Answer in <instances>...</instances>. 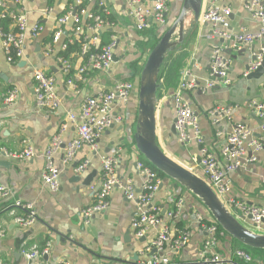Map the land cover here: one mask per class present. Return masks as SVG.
Listing matches in <instances>:
<instances>
[{"label": "crops", "instance_id": "obj_1", "mask_svg": "<svg viewBox=\"0 0 264 264\" xmlns=\"http://www.w3.org/2000/svg\"><path fill=\"white\" fill-rule=\"evenodd\" d=\"M12 8L11 0H5ZM99 0H89L86 10L92 12ZM108 11L112 26H102L97 30L84 28L82 34L88 37L98 35L97 47L107 43L113 36L116 45L113 48V60L107 70L87 69L80 79L67 83L69 76L64 73L57 61L63 52L59 43L52 41L56 27L55 18L63 14L70 4L66 0H21L17 8L25 14L27 25H40L35 37L26 35L24 56L15 62H8L1 45L0 37V184L8 190V195L0 197V264H34L26 260L22 250L35 246L40 249L49 244L46 264H146L151 257L161 255L154 249L150 256L151 241L157 229L147 228L145 233L136 237L131 227L132 219L137 215V196L141 194L144 177L138 172L135 161H143L133 141L137 117L139 75L148 54L147 36L134 28L128 15L127 0H100ZM152 0H140L142 5L150 6ZM213 0H203L202 9ZM248 0H215L219 7H228L230 14L217 29L232 35L231 39L214 38L206 40L198 36L199 26L195 24L186 36L181 49L173 52L181 61V71L190 65L201 81H214L210 76L209 65L211 50L219 47L224 57L229 59L227 85H214L203 91L188 92L185 96L191 101L196 112L201 143L195 140L180 143L176 133L171 132L174 122V110L171 96L176 89L178 78L172 86L159 91L156 103V140L162 151L169 157L187 167L197 175L201 174L198 164L199 148L206 147L214 155L220 156V149L226 134L236 123L252 128L253 137L264 139V129L257 121L260 117L248 106L249 102L264 104V76L247 79L244 66L252 55L264 48V37L251 43L234 46L233 35L254 33L264 25L244 8ZM263 4H264V0ZM182 0H170L166 13V22L153 23L157 27L156 35H162L176 18ZM99 7V6H98ZM101 8V7H99ZM85 9V8H84ZM103 11V9H102ZM105 18V17H103ZM83 24L89 23L81 18ZM71 23L64 26V34L59 42H64ZM202 32L206 27H202ZM68 51L70 73H75L86 65L87 57L80 52L79 44H71ZM231 49V52H226ZM243 50L241 55L237 52ZM41 69L55 79L54 91L60 99V105L54 109L39 108L34 99L33 70ZM115 81H129L133 89L127 102H115L114 111L122 116V122L112 123L102 130L96 138V150L88 145L76 152L71 162H63V147L75 136L72 122L65 121V129L60 134L61 145L53 154V165L59 171V188L52 191L41 178L44 167L42 151L47 147L53 135L59 132L67 112L77 113L82 101L99 91H108ZM16 90L12 102H5L4 95ZM218 107L229 109L226 115L216 116L211 122L209 111ZM262 117V116H261ZM28 140L34 155L30 159L15 160L6 153H19L23 150V140ZM201 145V146H200ZM248 149L257 159L253 163H244L229 173L231 196L249 204L264 207V149L259 152ZM5 154H4V153ZM116 155V176L120 186H132L134 199H127L124 190L115 186L108 196V206L101 213L94 214L86 224L82 221L81 210L93 200L90 186L97 187L100 182L101 157ZM82 161H88L86 169L76 171ZM94 172L89 184L86 177ZM151 199L150 206L160 208L162 219L172 229L174 237L188 233L184 246L170 255L171 264H200V252L206 232L197 220L213 221L209 211L190 191L174 181L164 177ZM30 203L36 212L33 225L25 229L13 221V216L23 210L14 208V201ZM181 201V207L177 202ZM168 214H174L170 218ZM253 231L249 219H239ZM219 244L210 252H218L229 257L235 248L234 239L219 233ZM41 261H43L40 258Z\"/></svg>", "mask_w": 264, "mask_h": 264}, {"label": "built area", "instance_id": "obj_2", "mask_svg": "<svg viewBox=\"0 0 264 264\" xmlns=\"http://www.w3.org/2000/svg\"><path fill=\"white\" fill-rule=\"evenodd\" d=\"M21 0H11L14 4L13 8L0 0V37L2 49L8 62H15L24 56V47L26 35L29 33L31 37H35L40 25L34 24L31 27L27 25V19L17 5ZM170 0H152L150 6L142 5L140 0H127L129 5L128 15L133 21L134 28L138 31L150 29L155 24L163 25L166 22V13ZM80 0H75L74 5H78ZM74 5H69L68 9L55 18L56 27L53 31L52 41L59 43V49L62 54L58 55L57 61L61 64V68L65 74L69 76L67 83L71 84L74 79H80L87 69L107 70L111 66L113 57V48L116 40L112 36L110 41L102 47H97L98 35L88 37L82 34L84 28L97 30L102 26H112L107 18L94 12H89L84 8L75 11ZM98 6L103 9V13L108 15L103 3L99 0ZM244 8L251 14L254 19L264 23V4L262 0H248L244 4ZM230 14L228 7H219L215 4V0L201 9L199 19L197 21L198 36L206 40L214 38L231 39L232 35L217 29L219 24L224 23ZM87 17L90 22L83 24L81 18ZM8 20V26L5 30L1 24L2 21ZM71 23L64 42H59L64 34V26ZM206 27V31L202 32V27ZM264 37V25L258 32L242 33L241 35H233L235 40L234 46L239 48L240 43H251L254 39ZM77 43L80 46L81 54L87 57V63L81 66L75 73H70V62L68 56L64 55L68 46ZM264 58V48L255 54V59L248 63V68L244 70L243 75L255 70ZM229 69V59L224 57L219 47L214 46L211 50L209 71L212 80L201 81L192 70L190 65L184 67L180 73V77L173 92L171 99L174 110V129L177 139L180 143H187L195 140L201 143L200 130L197 122V114L192 108L191 101L185 96L188 92L196 90L203 91L207 87L214 85H227L230 79L227 77ZM34 81V99L39 108L54 110L60 105V99L54 91L55 79L47 72L35 68L33 70ZM133 84L129 81H115L108 91H99L92 96L86 97L78 112H67L64 122L60 124L59 132L52 136L47 147L42 151L44 159V167L41 171L43 183L52 191L59 188V171L53 165V154L60 148V134L65 129V121L72 122L75 127V136L68 141L63 147V162L68 163L74 159L76 152L82 145H88L96 150V138L102 130L112 123L122 122V116L114 111L115 102L117 100L125 103L130 97ZM16 97V90L10 89L4 95V101L12 102ZM248 106L260 117H264V104L249 102ZM229 109L218 107L209 111L212 123H216V116L226 115ZM264 129V124L261 125ZM24 148L19 153H6L15 160L30 159L34 155L33 149L29 146L28 140L22 141ZM201 146V145H200ZM259 152L264 149V139L253 137L252 128L243 123H236L231 127L229 133L226 134L223 147L220 149L219 156L214 155L206 147L199 148L198 164L200 165L201 174L199 176L211 188L223 206L238 220L249 219L253 225V232L264 234V207L249 204L231 196V182L229 173L238 169L244 163H253L257 156L253 153L248 154L247 150ZM2 151L3 149L0 148ZM4 153V152H3ZM5 154V153H4ZM118 157L116 155H104L101 157V174L100 182L97 187L90 186L93 193L92 202L81 210V218L84 223H88L90 218L101 213L108 206V196L115 186H120L116 176V165ZM88 161H82L76 167V171L86 169ZM135 166L138 172L144 177L142 183L141 194L137 196L138 213L131 221V227L134 229L136 237L142 236L147 228L153 227L157 229L154 239L151 241L150 249L154 248L161 253L158 257H151L146 264H171L170 255L176 253L178 249L184 246L188 239V233L183 232L179 236L172 233V229L165 224L162 219L160 208L150 206L151 199L155 191L161 183L160 177L156 171L147 166L141 159L137 158ZM124 190L127 199H134L135 195L132 186L126 184L120 186ZM8 195V190L0 184V197ZM14 208L23 210L21 214L13 216V221L17 225L28 229L36 220V212L30 203H21L16 200L13 203ZM177 207H181V201L177 202ZM170 218L174 214H168ZM198 221L206 232L205 240L202 242V252H200V264H264L263 261H255L252 255L242 249H234L229 257H223L218 252H210L219 244V236L217 223L213 220L210 223L203 221L201 217H197ZM49 244L40 249L35 246L28 250H22L26 260L34 264H46L40 260V257L47 255ZM62 264H69L63 262Z\"/></svg>", "mask_w": 264, "mask_h": 264}, {"label": "water", "instance_id": "obj_3", "mask_svg": "<svg viewBox=\"0 0 264 264\" xmlns=\"http://www.w3.org/2000/svg\"><path fill=\"white\" fill-rule=\"evenodd\" d=\"M202 1L182 0L176 18L162 33L145 58L139 75L137 117L133 141L136 150L149 164L166 178L195 195L209 211L211 217L221 230L230 238L254 249H264V234L255 233L245 227L235 216L227 211L211 188L199 175L169 157L157 144L156 103L160 89V82L158 80L160 69L167 56L181 49L184 45L186 36L199 19ZM243 50H239L237 55H241ZM226 52L230 53L231 49H227ZM254 59L255 55H252L250 60ZM244 68L246 70L248 64H245ZM263 76L264 58L255 70L246 75V78L256 79ZM256 119L260 125L264 124V117H257ZM171 132L176 133L174 122L171 126ZM93 176L94 172H91L86 177L85 183L89 184ZM152 249L149 253L150 256L155 251L154 248ZM40 258L43 261H47L48 255H43Z\"/></svg>", "mask_w": 264, "mask_h": 264}, {"label": "trees", "instance_id": "obj_4", "mask_svg": "<svg viewBox=\"0 0 264 264\" xmlns=\"http://www.w3.org/2000/svg\"><path fill=\"white\" fill-rule=\"evenodd\" d=\"M51 1L52 0H49V2H51ZM74 1L75 0H66V3L67 4H70V5L71 4L74 5ZM88 2H89V0H80V3L78 5H74L75 11L77 12L81 8H85L86 9V7L88 5ZM91 10H92V12H94V14H99V15L107 18L110 21L113 20L110 16L108 17L107 15H105L103 13L102 8H99L95 4L92 6ZM82 18L85 19V21H89L90 22V19L89 18L84 17V16ZM8 23H9L8 20H4V21L1 22V24H2V26H3V28L5 30L7 29ZM166 28L167 27H165L164 31L166 30ZM156 31H157V27H153V28L146 29V30L142 31L147 36H150V34H151V36L149 38H147V40H146L147 41V44H148V51H150L152 49V47L155 45V43L160 38V34L157 36L156 35ZM74 44H77V43H74ZM101 44L103 46L106 43L105 42H102ZM70 49H71V46L69 45L68 46V49H67V51H65L64 55H67L68 54V51ZM174 55L175 54H173V53L169 54L167 56L165 62L161 66L160 73H159V76H158V80L160 82V89H159V91H162L163 89L165 90L167 87L172 86L173 84H175V82H176V80L178 78V75H179L180 70H181V61L177 57H174ZM143 162L147 166H149L152 170L156 171L157 175L160 178H164L165 177L161 172H159L158 170H156L145 159H143ZM217 229H218V236H219V233L222 234L223 231L221 230V228L218 225H217ZM234 243H235V248L242 249V250L250 253L255 261L258 262V261H263L264 260V249H254V248L245 246L243 244H240L236 240H234Z\"/></svg>", "mask_w": 264, "mask_h": 264}, {"label": "rangeland", "instance_id": "obj_5", "mask_svg": "<svg viewBox=\"0 0 264 264\" xmlns=\"http://www.w3.org/2000/svg\"><path fill=\"white\" fill-rule=\"evenodd\" d=\"M254 229V228H253ZM255 230V229H254ZM223 235H226V236H228L224 231H223V233H222ZM222 234H221V236H222ZM229 237V236H228ZM230 238V237H229Z\"/></svg>", "mask_w": 264, "mask_h": 264}, {"label": "bare ground", "instance_id": "obj_6", "mask_svg": "<svg viewBox=\"0 0 264 264\" xmlns=\"http://www.w3.org/2000/svg\"><path fill=\"white\" fill-rule=\"evenodd\" d=\"M112 60H113V57H112ZM223 255V254H222ZM262 259V258H261Z\"/></svg>", "mask_w": 264, "mask_h": 264}]
</instances>
